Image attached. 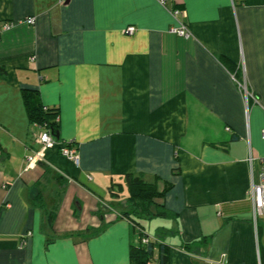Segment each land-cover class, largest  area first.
<instances>
[{
	"label": "crops",
	"instance_id": "crops-1",
	"mask_svg": "<svg viewBox=\"0 0 264 264\" xmlns=\"http://www.w3.org/2000/svg\"><path fill=\"white\" fill-rule=\"evenodd\" d=\"M176 5L189 38L156 0H0V264H132L128 174L172 186L157 202L175 217L140 220L171 264H261L264 0ZM23 90L58 112L79 165L57 146L28 168L42 129Z\"/></svg>",
	"mask_w": 264,
	"mask_h": 264
},
{
	"label": "trees",
	"instance_id": "trees-1",
	"mask_svg": "<svg viewBox=\"0 0 264 264\" xmlns=\"http://www.w3.org/2000/svg\"><path fill=\"white\" fill-rule=\"evenodd\" d=\"M176 7L182 9L178 5ZM221 61L225 66L233 70L230 61L224 58H221ZM1 72H4V70L1 69ZM23 98L31 124L45 127L52 131L53 135L59 133V122L56 121L58 112L45 107L41 103L40 95L37 91L23 90ZM125 179L130 190V197L127 201L129 212H126L124 216L130 219L133 225V232L139 237V241L131 245V263L147 264L153 261L155 264H171V247L166 243L150 240L140 223V220L143 219H170L175 217L162 204L157 202V200L164 197L166 192L170 191L171 184L168 183L163 191H159L155 184L145 182L141 175L128 174ZM152 207L156 208V212L152 211ZM170 235H172V232L165 229H161L158 233L160 239ZM144 238H149L147 244H143L142 240ZM185 248L189 250L190 246L186 245Z\"/></svg>",
	"mask_w": 264,
	"mask_h": 264
},
{
	"label": "built area",
	"instance_id": "built-area-1",
	"mask_svg": "<svg viewBox=\"0 0 264 264\" xmlns=\"http://www.w3.org/2000/svg\"><path fill=\"white\" fill-rule=\"evenodd\" d=\"M163 8H165L171 16L176 20L178 26L171 28L170 32L176 34L183 38L191 37V31L186 22H184V18L186 17V11L183 9H179L176 6V0H156ZM182 18V19H181ZM28 23L30 25L35 24V18H27L24 21H20L19 23ZM15 23L5 24L3 30H10ZM136 32L135 27H129L124 30L126 35H133ZM241 89L244 88L246 91L247 99H253L255 102V96L250 94L246 87L240 84ZM56 121L59 122V116L56 118ZM36 125V124H35ZM42 129L40 134L36 138V143L39 144V149L37 151H32L27 155L26 160L28 163V168L35 166L38 162L44 159L45 153L49 149H54L59 146L61 154L66 156L68 159L73 161L76 165H79L80 157L78 154V150L75 146L74 142H63L60 144L59 141L54 137L53 132L46 129L45 127L39 126ZM262 137L264 139V130L262 131ZM255 159L249 157V163L251 167L254 164ZM251 199L253 202V218L256 226L259 223V219H264V160H262V168L259 174L258 182L255 181L252 175V185H251ZM30 236V233L25 235L22 239V245L26 244L27 238ZM151 240V239H150ZM143 244H147L149 242V238H144L142 240ZM225 257V255L223 256ZM147 264H155L153 261L148 262ZM206 264H225L222 261H207Z\"/></svg>",
	"mask_w": 264,
	"mask_h": 264
},
{
	"label": "rangeland",
	"instance_id": "rangeland-1",
	"mask_svg": "<svg viewBox=\"0 0 264 264\" xmlns=\"http://www.w3.org/2000/svg\"><path fill=\"white\" fill-rule=\"evenodd\" d=\"M259 223L261 225V232H260V239H259V245L261 248H259V255H260V260L262 261L261 264H264V219L260 218L259 219ZM151 225H154V223H152ZM147 230L150 231L151 226L148 224L146 225ZM261 251V252H260Z\"/></svg>",
	"mask_w": 264,
	"mask_h": 264
},
{
	"label": "water",
	"instance_id": "water-1",
	"mask_svg": "<svg viewBox=\"0 0 264 264\" xmlns=\"http://www.w3.org/2000/svg\"><path fill=\"white\" fill-rule=\"evenodd\" d=\"M54 137H55L57 140H59V139H60V134H59V133H56V134L54 135Z\"/></svg>",
	"mask_w": 264,
	"mask_h": 264
}]
</instances>
